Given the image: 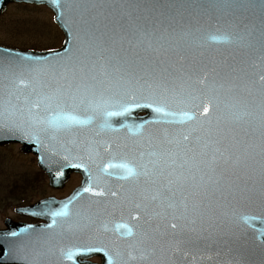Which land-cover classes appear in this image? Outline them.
I'll return each mask as SVG.
<instances>
[{"label":"snow or ice","instance_id":"1","mask_svg":"<svg viewBox=\"0 0 264 264\" xmlns=\"http://www.w3.org/2000/svg\"><path fill=\"white\" fill-rule=\"evenodd\" d=\"M52 3L60 9L58 18L65 27H69L66 12L69 19L76 14V45L70 39L63 54L50 53L52 58L0 51V139L31 141L67 160L71 149L59 139L61 135L83 137L87 156H73L79 160L73 166L87 175L76 196L115 197L108 180L113 176L133 186L143 183L153 192L144 198L164 204L173 213L179 208L173 219L187 220L179 227H187L198 239L218 233V243L226 245L240 238L220 229L229 215V197L252 204L258 196L260 214L241 219L245 223L264 220V70L252 78L235 64L193 62L187 55L202 25H224L225 32L209 34L208 39L235 42L249 53L259 51L264 63V0ZM221 94L230 110L226 122L216 115L222 111ZM135 109H150L155 116L139 124L113 122ZM173 125L180 127H168ZM122 130L127 134L121 135ZM254 164L259 169L258 192L252 175L246 173V179L236 175L239 168L255 172ZM226 165L232 166L236 179L224 183ZM72 203L49 206L42 213L50 220L45 228L58 231L45 234L44 229H31L41 235L10 242V257L24 264H76L78 255L103 253L106 264H156L151 257L157 248L149 247L152 238L142 225L138 223L134 230L116 223L109 229L102 223L97 228L99 212L73 211ZM100 203L90 201L87 209ZM206 215L208 228L203 227ZM170 227L175 230L178 224ZM28 231L3 235L17 238ZM110 231L116 235L106 238ZM65 233H80L86 239L67 250L50 244L53 236ZM159 254L161 264H167L186 253L177 242L161 247Z\"/></svg>","mask_w":264,"mask_h":264},{"label":"water","instance_id":"2","mask_svg":"<svg viewBox=\"0 0 264 264\" xmlns=\"http://www.w3.org/2000/svg\"><path fill=\"white\" fill-rule=\"evenodd\" d=\"M10 3H28V4H36V5H45L49 7L55 14L54 21L62 30L65 36V41L63 43L62 48L53 51L46 52H33V51H19L8 49L0 46V51L3 50H11L15 53H18L20 56H38L43 58H52L49 56L50 53L60 52L63 54V50L67 47V42L71 39L73 46L76 45L75 40V30L78 26L77 24V16L75 13L71 14V18L69 19V13L66 12L65 19H67L69 27H65L64 23L61 19L58 18L60 9L56 8L52 0H0V14H2L7 5ZM61 4H63V0H61ZM179 30V29H178ZM226 26L224 25H202L201 31L198 34L197 43L192 44L187 52L189 59L193 60V62L199 61H213L216 64H222L227 62L229 64H235L236 66L244 69V71L255 78L262 70H264V63L260 60L259 51L249 53V50L243 48L233 43H225V42H216L208 39L209 34L221 35L225 32ZM73 32V36L70 38L69 32ZM240 61H244V63H240ZM227 101V97L221 94V102H222V111L220 113H216L221 117L222 121H227L230 118V110L224 107V103ZM146 109H139L140 112H145ZM214 113V108L210 106V114ZM155 113H153V117ZM154 128H160L161 125H154ZM172 129L179 128L180 125L168 126ZM238 131V130H237ZM66 147L70 148L73 144H75L78 140H83L81 136H73V135H61L59 138ZM75 141V143H73ZM9 143H21L23 145L22 151L26 153H34L39 157V166L42 170H44L49 179L50 185L52 187L58 188L65 184L69 175V165L72 161V153L69 154L67 160L64 159L63 154L51 155L42 150L41 146L27 140H20L17 138H8V139H0V145H5ZM56 143L55 141L53 142ZM58 147V145H57ZM259 157H257V160ZM252 168L255 169V172L252 169H244L239 168L236 170V175L241 176L242 178H247V175H252L256 181L255 187L259 189V176H258V165H252ZM224 172V183L235 180L236 176L233 175V170L231 165L225 166ZM62 173V175L60 174ZM243 183V180L240 181ZM249 184H252V181H249ZM153 194V192H152ZM116 202L117 207L112 210L116 211L115 216L112 220H108V213L105 214L104 211L106 209L109 210L111 205L107 204L106 199L104 197H94L85 195V213L89 211L99 212L100 222H96V225H101L102 223H107L109 229H114L116 223H126L130 227H133L135 230L136 225L139 223L143 226L144 230L148 233V236L152 238V241L149 244V247L152 244H155L157 248V253L154 254L151 259L156 262V264H161V258L159 254V249L161 247L168 248L172 244L179 243L180 247L185 250V255L182 257H173L171 260L167 261V264H238V262H243V264H264V243H261V240H264V236H261V232H264V220L260 219H249L247 223L241 219L244 216H253L259 215V199L258 196L256 198L255 203H248L244 200L233 201L231 197H229L228 208L227 211L229 215L224 219L223 224L220 225V229L224 232L236 233L240 238L238 240H229L228 244H220L218 243V233H213L211 237L207 240L203 238H197L195 233H191L188 231L187 227H179L180 225H187L188 221L183 219H173V215H179L180 209L177 208L176 212L173 213L171 209H167L164 204L158 203L156 201L150 200L148 205L149 212H146L145 200H137L133 204H126L121 198ZM215 199V198H214ZM55 203H51V202ZM69 201L67 200H56L54 198H49L39 203L22 208L17 210V212L22 214H28L33 216H39L44 219L49 220V218L42 214L48 211L49 206L52 208H58L61 204ZM90 201H100L99 205L93 207V209L88 210L87 205ZM136 204L141 205V209L136 208ZM87 213V214H88ZM109 221H114V223H109ZM171 223H177L178 228L173 230L170 227ZM204 228H208V220L207 215L205 216V222L203 223ZM22 229H28L27 234L29 235H41V233L32 232L31 229H44L45 234L48 232L58 231V230H48L45 226H21L15 225L11 222L10 231L21 232ZM121 232L126 231V229H120ZM209 231H212L209 229ZM106 238H112L116 234L114 231H110L104 234ZM207 236L208 233L205 232L203 234ZM17 239H26L22 237H18L15 239H11V242ZM86 237L80 233H65L61 236H53L50 242H57L62 245H76L78 243L84 242ZM227 239V237H225ZM123 243V241H121ZM1 250H3L2 244H0ZM229 249H231L229 251ZM219 252V255L216 253ZM98 255H102L104 258L105 255L103 253H96ZM2 260V256H0V261ZM11 261L12 258L10 257ZM106 264V261L105 263Z\"/></svg>","mask_w":264,"mask_h":264},{"label":"rangeland","instance_id":"3","mask_svg":"<svg viewBox=\"0 0 264 264\" xmlns=\"http://www.w3.org/2000/svg\"><path fill=\"white\" fill-rule=\"evenodd\" d=\"M46 7L12 4L0 17V44L21 50H51L62 46L64 36ZM8 177L9 215L24 202H34L51 193L37 166V158L24 154L18 145L0 149V178ZM41 179V181H40ZM1 194V192H0Z\"/></svg>","mask_w":264,"mask_h":264},{"label":"flooded vegetation","instance_id":"4","mask_svg":"<svg viewBox=\"0 0 264 264\" xmlns=\"http://www.w3.org/2000/svg\"><path fill=\"white\" fill-rule=\"evenodd\" d=\"M153 112L149 109V112L146 114V120L152 119ZM143 117V114L141 115H135V114H129L127 117H117L115 123H120V122H126L128 124H139L143 122L141 119ZM126 130H122L121 135H125ZM86 157V154H85ZM93 171L95 169L93 168ZM109 171H115L119 173L121 170L120 169H110ZM86 173L84 169L82 170H77V171H72L70 173L69 179L67 183L62 186L59 189H51V193L46 195V197L54 196L59 199L63 198H70L74 196L75 192L85 183L86 180ZM8 177H5V179H0V233L1 234V243L3 249L9 245V236L3 235L5 233L9 232V226L7 222H9L10 219H12L15 222H20V223H25L29 225H35V224H42L45 223L44 220L35 218V217H29V216H19V215H14L12 218L9 215V182H8ZM109 180V187L117 192L120 191L123 193L125 199L131 200L132 198L136 196H140L143 194V192H146V196L148 197L150 194V188L151 186H146L143 183H141L138 186H133L130 181H125V180H119L115 176L108 178ZM109 197H113L109 194H107ZM45 198V197H44ZM81 205L82 208V213H85V195H82V202L81 204L79 203V206ZM84 208V209H83ZM73 210V208H72ZM1 253V251H0ZM8 254L6 250L3 251V255ZM78 263H91V264H101L103 263V260L98 257L94 256L92 254L88 255H80L79 258L76 259ZM4 262L0 263L3 264Z\"/></svg>","mask_w":264,"mask_h":264}]
</instances>
